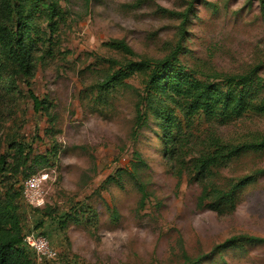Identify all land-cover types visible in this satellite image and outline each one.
Returning a JSON list of instances; mask_svg holds the SVG:
<instances>
[{
    "label": "rangeland",
    "instance_id": "obj_1",
    "mask_svg": "<svg viewBox=\"0 0 264 264\" xmlns=\"http://www.w3.org/2000/svg\"><path fill=\"white\" fill-rule=\"evenodd\" d=\"M4 30L32 40L33 58L28 74L0 40V202L13 200L21 234L57 249L42 263L32 249L35 264H191L229 239L200 264H264V147L212 168L206 181L224 190L248 179L217 210L198 205L191 170L205 152L264 139V87L242 115L211 116L138 64L178 50L174 67L197 79L264 82V0H0ZM30 92L46 103L35 108ZM169 113L184 135L174 157ZM45 172V204L31 205L24 181Z\"/></svg>",
    "mask_w": 264,
    "mask_h": 264
},
{
    "label": "trees",
    "instance_id": "obj_2",
    "mask_svg": "<svg viewBox=\"0 0 264 264\" xmlns=\"http://www.w3.org/2000/svg\"><path fill=\"white\" fill-rule=\"evenodd\" d=\"M18 30H12V32L9 30L0 31V40L15 44L16 49L13 52L22 62L26 72L31 74L33 55L30 43L32 44V40L27 41L24 34L22 32L19 33ZM116 45L129 53L134 52L129 45L122 41H117ZM177 53L178 50H175L167 57L156 61L154 67H152L151 63L145 61H140L138 64L151 67L150 84H153L154 87L160 84L162 79H166L170 90L174 92L176 97L187 100V110L190 112L201 110L208 115H220L224 118L240 116L251 105L258 90L264 87L262 78L258 77L257 80L252 74L225 75L220 81L221 83L197 79L191 72L174 67L177 61ZM30 95L34 101L35 108H39L46 103L44 99L39 98L33 92H30ZM143 118L144 113L139 109L136 119L137 128L142 125ZM166 121L164 124L166 130L164 142L168 154L174 157L177 154V149L181 146L180 141H183L184 135L179 134L177 136L173 134L174 129L179 130L180 133L182 132L179 126L180 123L176 121L173 113H169ZM263 147L264 139L249 144L223 145L218 150L208 151L196 157L191 170L201 180L203 186L198 205L217 210L224 202L233 200L235 197L234 190L238 189L248 179H242V181L233 184L231 190H224L212 182L206 181L212 172V168L223 159L233 158L248 149H261ZM136 158L137 162H143L140 153H136ZM1 160H3V157H0V162ZM138 189L142 193L141 204L144 205L148 197L145 184L139 182ZM210 198L211 200H209ZM23 237L24 235L20 232L19 218L13 200L5 203L0 202V264H35L32 256L33 251L25 244ZM233 240L236 242L235 239H229L224 244L218 245L210 254L199 256L191 264H200L203 258L210 256L217 248L226 247L227 244H234ZM248 240L256 241L260 239L251 236L248 237Z\"/></svg>",
    "mask_w": 264,
    "mask_h": 264
},
{
    "label": "built area",
    "instance_id": "obj_3",
    "mask_svg": "<svg viewBox=\"0 0 264 264\" xmlns=\"http://www.w3.org/2000/svg\"><path fill=\"white\" fill-rule=\"evenodd\" d=\"M48 173L34 174L27 177L23 185V196L29 204L34 206H43L45 204L42 183L47 179ZM25 244L34 250L37 260L42 263L45 260L55 259L58 251L50 240L43 234L36 231H29L24 234Z\"/></svg>",
    "mask_w": 264,
    "mask_h": 264
}]
</instances>
